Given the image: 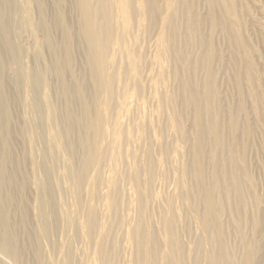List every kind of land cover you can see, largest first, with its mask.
Instances as JSON below:
<instances>
[{
    "label": "bare ground",
    "instance_id": "1",
    "mask_svg": "<svg viewBox=\"0 0 264 264\" xmlns=\"http://www.w3.org/2000/svg\"><path fill=\"white\" fill-rule=\"evenodd\" d=\"M258 143L264 0H0V264H264Z\"/></svg>",
    "mask_w": 264,
    "mask_h": 264
},
{
    "label": "rangeland",
    "instance_id": "2",
    "mask_svg": "<svg viewBox=\"0 0 264 264\" xmlns=\"http://www.w3.org/2000/svg\"><path fill=\"white\" fill-rule=\"evenodd\" d=\"M24 39V40H23ZM21 41H22V45L25 47V48H30V46H31V44H32V42L30 43V41H27V39H26V37H21ZM25 45H24V44ZM153 45H152V44ZM156 39H155V37L152 39V40H150L149 41V44H151V46L149 45V48L147 49V51H145L146 50V48L144 49V51H145V54H146V57H145V59H149V61H150V63H147V64H145V70L146 71H144V74H143V81L144 80H146V82H144L143 83V85L141 86L143 89H142V94L144 93V90H145V85L146 84H148V86L146 87V91H147V93L146 94H148V95H146L145 94V96H149V97H145L146 98V101L144 102L145 103V105L144 106H146L145 107V109L146 108H149L147 111L145 110V112L146 113H150L151 114V117H153V118H156V121H157V123H158V115H159V113H157L156 111H158V106H159V101L154 97V95H153V91H152V88H151V78L153 77V76H155V74H157V68H156V66H154V68L151 70H149V67H148V64H150L151 65V62H153V58H154V55H155V53H156V51H155V53L153 52L154 51V48L156 49L157 48V46H156ZM155 44V45H154ZM28 46V47H27ZM154 48H153V47ZM150 48H153V49H150ZM149 50V51H148ZM148 53V54H147ZM149 53H150V55H149ZM149 55V56H148ZM148 56V57H147ZM148 59H147V61L146 62H148ZM146 76V77H145ZM145 77V78H144ZM149 80V81H148ZM151 81V82H150ZM149 82V83H148ZM170 85H172V83L171 82H168ZM148 88V89H147ZM151 97V98H150ZM148 98H150L149 100H148ZM151 99H152V101H151ZM134 100H135V102L137 101L136 99H132V102H133V105H135V107H134V109H136V107H137V111H135L134 109H133V107L131 106V109L132 110H134L135 112V114L137 115V113L139 114L140 112H141V109H139V108H141L140 107V102L138 101V102H134ZM149 101V102H148ZM151 101V102H150ZM153 102V103H152ZM155 102H157V103H155ZM137 103H138V105H137ZM149 105V106H148ZM148 106V107H147ZM152 106V107H151ZM154 107H155V110H154ZM157 107V108H156ZM139 109V110H138ZM151 110V111H150ZM149 111V112H148ZM156 113H155V112ZM157 114V115H156ZM137 117H139V116H137ZM154 120V119H153ZM186 127L188 128V129H191L192 128V122L191 121H189V122H187V124H186ZM171 134H173V132H169V134H167L166 136H168L167 137V140H170L171 138H172V136L173 135H171ZM169 137H171L170 139H169ZM173 138H174V136H173ZM173 138H172V140H173ZM172 140H171V142H172ZM259 145H261L260 143H258ZM255 165H257V168L255 167ZM254 172H255V174L257 175V177H258V184L259 185H261V194H262V197L264 198V144L263 145H261V150H260V154H259V156H258V158L254 161ZM173 177V176H172ZM172 177H170V180L168 181V183H167V187H169L168 189L170 190V189H173V187H174V184H175V181H174V183H173V181H172V179L174 180V177L172 178ZM171 181V182H170ZM172 183V184H171ZM170 184V185H169ZM169 185V186H168ZM171 185H172V187H171ZM166 187V188H167ZM166 188H164V187H162V186H160L159 184L157 185V191L159 190V192H165V190H166Z\"/></svg>",
    "mask_w": 264,
    "mask_h": 264
}]
</instances>
